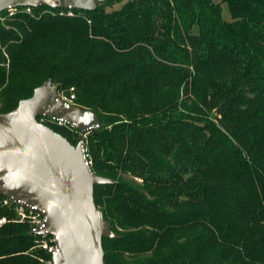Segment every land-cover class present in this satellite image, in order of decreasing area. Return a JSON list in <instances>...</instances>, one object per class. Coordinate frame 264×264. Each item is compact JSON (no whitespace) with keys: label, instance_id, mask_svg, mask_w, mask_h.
<instances>
[{"label":"trees","instance_id":"16d2710c","mask_svg":"<svg viewBox=\"0 0 264 264\" xmlns=\"http://www.w3.org/2000/svg\"><path fill=\"white\" fill-rule=\"evenodd\" d=\"M19 9L0 25V113L50 80L97 115L86 133L42 123L113 180L94 188L118 235L104 264H264V0ZM3 198L0 264L48 259Z\"/></svg>","mask_w":264,"mask_h":264},{"label":"water","instance_id":"95a60500","mask_svg":"<svg viewBox=\"0 0 264 264\" xmlns=\"http://www.w3.org/2000/svg\"><path fill=\"white\" fill-rule=\"evenodd\" d=\"M104 0H0L10 7L94 10ZM220 105L214 110L219 115ZM68 124L80 133L99 128L97 115L59 98L50 80L0 113V195L44 211L42 231L55 236L53 264H104L103 238H116L94 202V188L113 180L95 175L83 140L75 145L37 119Z\"/></svg>","mask_w":264,"mask_h":264},{"label":"built area","instance_id":"2783aa9c","mask_svg":"<svg viewBox=\"0 0 264 264\" xmlns=\"http://www.w3.org/2000/svg\"><path fill=\"white\" fill-rule=\"evenodd\" d=\"M30 7L31 6L10 7L6 9L5 11L8 13H15L17 10H20L19 8H21L22 11L30 12ZM70 9L72 8H67V10L69 11H67L65 14L71 15ZM59 13L63 14L62 11ZM43 119L44 117H40L38 121L42 123ZM58 123L61 124V122H58ZM2 205L11 207L15 215L14 217L15 221L19 223L24 222L28 224L29 234L34 237V246L32 248L42 251L46 255L49 256L48 259L44 257H38L39 264H53L52 256L56 252V239L57 238L53 236L52 234L48 233L47 231H42L41 233H39V231H41L44 227V222H45L44 211L41 209H38L36 206H30L20 200L14 203H11L10 199L5 196L2 199ZM6 222H7L6 217L1 216L0 226Z\"/></svg>","mask_w":264,"mask_h":264},{"label":"rangeland","instance_id":"374dc122","mask_svg":"<svg viewBox=\"0 0 264 264\" xmlns=\"http://www.w3.org/2000/svg\"><path fill=\"white\" fill-rule=\"evenodd\" d=\"M214 1H218V0H214ZM120 4H121V3H115L114 6H113V8H117V7H119ZM221 9H222V17H223V19H224V20H229L230 17H229V13H228V10H227L226 6H225V5H221ZM27 13H29V12H27ZM12 14H13V13H8V12L0 14V25H2V26H3L4 28H6V29H9L11 25H9L8 22H12V19H10V16H11ZM0 52H1V54L3 55V57L5 58V62L1 63L0 65H1L2 67H4L6 70H8V68H9V66H8V58H7L6 52L4 51V48H1V47H0ZM68 92H69V96L66 95V94L63 93V92H60V94H59V95L57 94V95H58L62 100L71 103V101L73 100V92H74V91H73L72 88H70ZM71 104H72V103H71ZM214 110H215V109L211 110V112H212L213 114H214ZM217 116H219V115H217ZM57 123H58V122H57ZM61 124H63V123H61Z\"/></svg>","mask_w":264,"mask_h":264}]
</instances>
